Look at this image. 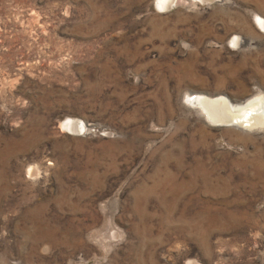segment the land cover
<instances>
[{
    "label": "rangeland",
    "instance_id": "rangeland-1",
    "mask_svg": "<svg viewBox=\"0 0 264 264\" xmlns=\"http://www.w3.org/2000/svg\"><path fill=\"white\" fill-rule=\"evenodd\" d=\"M156 1L0 0V264H264V121L188 103L264 98V0Z\"/></svg>",
    "mask_w": 264,
    "mask_h": 264
},
{
    "label": "bare ground",
    "instance_id": "bare-ground-1",
    "mask_svg": "<svg viewBox=\"0 0 264 264\" xmlns=\"http://www.w3.org/2000/svg\"><path fill=\"white\" fill-rule=\"evenodd\" d=\"M175 2L176 0H157L156 5L159 9L167 10L172 8ZM258 24L264 29V21L258 19ZM233 42L240 43L239 41ZM188 103L215 127L245 132L249 125L264 121V98L262 97L250 98L241 102L222 96L212 99L196 93L188 97ZM75 125L68 121L62 126L69 131H74Z\"/></svg>",
    "mask_w": 264,
    "mask_h": 264
}]
</instances>
